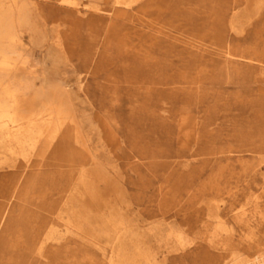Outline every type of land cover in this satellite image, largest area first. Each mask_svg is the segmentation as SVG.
I'll list each match as a JSON object with an SVG mask.
<instances>
[{"label": "rangeland", "instance_id": "1", "mask_svg": "<svg viewBox=\"0 0 264 264\" xmlns=\"http://www.w3.org/2000/svg\"><path fill=\"white\" fill-rule=\"evenodd\" d=\"M68 1L0 0L25 7L24 78L66 118L28 163L0 149V264L261 260L264 0ZM217 35L236 69L200 55Z\"/></svg>", "mask_w": 264, "mask_h": 264}, {"label": "bare ground", "instance_id": "2", "mask_svg": "<svg viewBox=\"0 0 264 264\" xmlns=\"http://www.w3.org/2000/svg\"><path fill=\"white\" fill-rule=\"evenodd\" d=\"M136 1L137 0H131L126 6L130 7L131 5H133L132 2L134 3ZM62 2L64 4L75 5V2H72V1L70 2L68 0H62ZM116 4H124V0H116ZM9 6L10 5H8V7ZM24 8L25 7H20L18 10V7H17L15 9L17 13L15 14L14 9L12 10L10 9L6 11L5 9H2V6L0 4V149L2 148L3 151L11 153L12 155L21 156L25 160V162L28 163L30 161L31 155L34 154L37 150H38L37 151L38 153H42V151L45 148L51 147L50 145L52 144L54 139L58 137L59 132H62V129L66 122V118H65V114L63 113V111L57 108L56 106H54L53 103H51L50 101L48 102L45 99L43 101L42 95L38 93L37 91H35L34 86L27 78H24L26 74V71L24 70H26V68H25L24 62L21 63L22 55L20 51L18 50V47L21 45L20 43L21 37L18 36L17 29H16V24L17 25L23 24L24 21L26 20ZM110 16H114V15H110ZM228 24H229L231 31L236 30L234 27L233 21H230ZM235 33H237V31H235ZM56 34L58 37V34H59L58 30H56ZM223 40H224V37L217 35L212 41V44L210 45V47H206L205 50H202L199 48L200 55H202L201 52L203 51L207 52L209 48L213 47L212 49L213 52H210L211 54H214L215 56L223 59L222 60L223 63L229 65L230 68L236 69L237 66L241 65V63L235 61L231 55L226 54L221 48V46L218 45ZM102 41L104 43L103 44L104 46L108 42L106 41L105 43L104 40ZM214 45L215 46L218 45L219 48L215 47ZM258 70H260L261 74H264L263 67L258 68ZM19 72L21 74H19ZM17 76H20V78H18ZM79 131L77 127L75 126L73 127L72 134L77 144L82 143L81 142L82 138L81 139L79 138L80 136ZM72 134L70 133V136ZM81 145L85 147L83 144ZM84 149L85 151L89 152L88 147H85ZM86 178H88L87 174L82 173V175L78 177L76 181V183L77 182L80 183L79 185L82 187V190H85V191L87 190V188H89V183L86 182ZM91 189H94V186H92ZM96 194L97 192L95 194L93 192V194H91V197L97 198ZM164 194L162 195V200L164 203L167 204L166 201H168V199L166 197L168 193H164ZM254 196L256 195L254 194ZM248 198L249 200H251L252 197L249 195ZM69 202L71 203V201ZM96 205H97V202H96ZM110 210H111L110 212L113 211V209H110ZM248 214L250 213L248 212ZM68 217H69V220L66 219L67 220L66 226L67 225L72 226L80 230L81 228L80 220H82L80 219L81 215L80 217H77L76 213L73 210L72 211L69 210ZM181 236L178 239H180ZM181 244H182V241H181ZM108 264H126V263H124V261H116L114 259V256L111 254V256H109ZM253 264H264V256L259 261H256V262L253 261Z\"/></svg>", "mask_w": 264, "mask_h": 264}]
</instances>
